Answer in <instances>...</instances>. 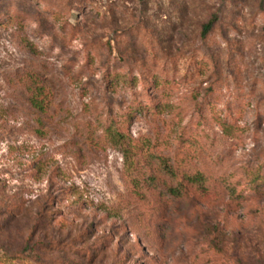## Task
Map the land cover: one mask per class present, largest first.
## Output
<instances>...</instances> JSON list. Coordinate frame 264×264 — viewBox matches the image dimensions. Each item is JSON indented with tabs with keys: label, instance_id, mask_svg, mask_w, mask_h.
Returning <instances> with one entry per match:
<instances>
[{
	"label": "rangeland",
	"instance_id": "374dc122",
	"mask_svg": "<svg viewBox=\"0 0 264 264\" xmlns=\"http://www.w3.org/2000/svg\"><path fill=\"white\" fill-rule=\"evenodd\" d=\"M111 122L179 175L135 194ZM258 166L264 0H0V264H264Z\"/></svg>",
	"mask_w": 264,
	"mask_h": 264
},
{
	"label": "trees",
	"instance_id": "16d2710c",
	"mask_svg": "<svg viewBox=\"0 0 264 264\" xmlns=\"http://www.w3.org/2000/svg\"><path fill=\"white\" fill-rule=\"evenodd\" d=\"M213 20L205 25V32H208L213 26ZM30 103L32 107L40 112H44L49 107L51 100L47 86L41 83L34 84L30 87ZM133 118V114L129 115ZM223 133L231 135L235 129L232 124L225 120H219ZM238 129V128H237ZM104 134L108 142L120 149L123 153L124 166L126 173L131 177V184L133 192L137 195H142V187H155L157 183V176L148 173L145 169L150 168L153 163L158 166L171 178H176L179 175L178 168L175 167L172 159L154 152L150 147L142 149L138 143L134 142L132 136L124 129L120 128L115 122H111L104 130ZM245 174L248 179L250 189L258 194H264V171L263 166L246 167ZM223 179H225L223 177ZM226 181V180H224ZM186 186L195 187L201 192L207 193L210 190L209 176L202 170H195L193 172L184 171L182 179L175 186L167 187V192L175 197L184 196V189ZM228 189L237 197L241 196L235 184H229Z\"/></svg>",
	"mask_w": 264,
	"mask_h": 264
}]
</instances>
